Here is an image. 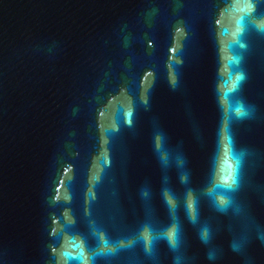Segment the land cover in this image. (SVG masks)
I'll list each match as a JSON object with an SVG mask.
<instances>
[{
  "label": "water",
  "instance_id": "water-1",
  "mask_svg": "<svg viewBox=\"0 0 264 264\" xmlns=\"http://www.w3.org/2000/svg\"><path fill=\"white\" fill-rule=\"evenodd\" d=\"M0 264H264V0H0Z\"/></svg>",
  "mask_w": 264,
  "mask_h": 264
}]
</instances>
